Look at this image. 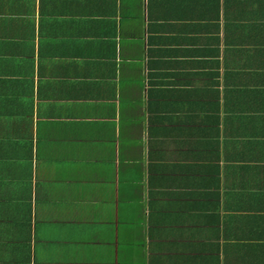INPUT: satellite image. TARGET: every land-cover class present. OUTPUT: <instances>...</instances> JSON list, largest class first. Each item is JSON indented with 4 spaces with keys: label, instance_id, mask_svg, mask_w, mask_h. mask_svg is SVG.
I'll use <instances>...</instances> for the list:
<instances>
[{
    "label": "crops",
    "instance_id": "obj_1",
    "mask_svg": "<svg viewBox=\"0 0 264 264\" xmlns=\"http://www.w3.org/2000/svg\"><path fill=\"white\" fill-rule=\"evenodd\" d=\"M0 264H264V0H0Z\"/></svg>",
    "mask_w": 264,
    "mask_h": 264
}]
</instances>
